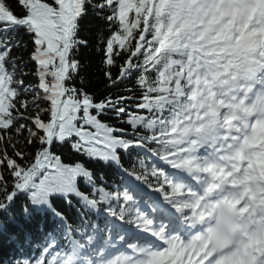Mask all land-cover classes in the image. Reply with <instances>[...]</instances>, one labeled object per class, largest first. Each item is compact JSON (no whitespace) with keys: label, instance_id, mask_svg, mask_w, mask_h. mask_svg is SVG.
Returning a JSON list of instances; mask_svg holds the SVG:
<instances>
[{"label":"snow or ice","instance_id":"obj_1","mask_svg":"<svg viewBox=\"0 0 264 264\" xmlns=\"http://www.w3.org/2000/svg\"><path fill=\"white\" fill-rule=\"evenodd\" d=\"M0 264H264V0H0Z\"/></svg>","mask_w":264,"mask_h":264},{"label":"trees","instance_id":"obj_2","mask_svg":"<svg viewBox=\"0 0 264 264\" xmlns=\"http://www.w3.org/2000/svg\"><path fill=\"white\" fill-rule=\"evenodd\" d=\"M87 34H88V32L86 30L85 35H87ZM80 58L82 59V61H84V63L86 65H88L89 73H90V79L92 80L93 85H96L98 77L95 74L97 72L98 60H97V56L95 54L94 47L93 48H84V49H82ZM102 88H103V85L99 84L98 87H94L93 90L94 91H98V90H100ZM64 153H65V156L70 155V153L68 152L67 149L64 150Z\"/></svg>","mask_w":264,"mask_h":264}]
</instances>
